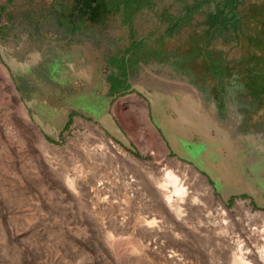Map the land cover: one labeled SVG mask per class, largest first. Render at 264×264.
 <instances>
[{"label":"rangeland","instance_id":"374dc122","mask_svg":"<svg viewBox=\"0 0 264 264\" xmlns=\"http://www.w3.org/2000/svg\"><path fill=\"white\" fill-rule=\"evenodd\" d=\"M12 1L15 20L27 12L87 13L126 54L136 45L139 78L153 64L159 76L181 80L185 91L205 92L207 100H222L219 65L230 77L260 51L249 40L251 6L264 0ZM24 99L0 64V264H264V189L256 170L263 160L242 138L234 137L244 159L241 182L249 186L242 191L255 197L226 202L203 172L168 148L135 93L111 108L137 153L78 114L56 142ZM255 107L248 121L264 133V95ZM170 171L187 189L184 197L168 199Z\"/></svg>","mask_w":264,"mask_h":264},{"label":"flooded vegetation","instance_id":"af4514ba","mask_svg":"<svg viewBox=\"0 0 264 264\" xmlns=\"http://www.w3.org/2000/svg\"><path fill=\"white\" fill-rule=\"evenodd\" d=\"M17 35L15 33L13 39L14 51L11 54L20 57L19 60L24 61L26 60V51L23 52V49L20 48V41L15 43ZM258 49L260 50L258 55L252 56L247 62L235 65L230 77L227 76L229 68L219 65L216 71V73L219 71L217 80H225V84L218 88L222 96L220 101L217 99L207 100L205 92L201 97H198L185 91L184 83L181 80L177 81L172 77L159 76L155 72L156 68L153 67V64H147L145 77L139 78L143 61L141 57L136 56V50H132L130 56L126 55L121 59L119 56L114 55L111 49L109 54L106 53L103 58H100L103 64L102 70L100 74H95L93 82L100 83L101 89L99 92L93 91L94 93L87 91L85 88L82 90L62 88V81L68 83L67 77L78 78L76 71L72 70L70 61L64 60L63 57L58 55H53V58L41 64L35 63L28 69H15V73L8 68V72L22 97L26 99L37 98L39 100L38 104H34L31 108L27 107L28 111L31 114L37 113L46 123H51L57 127L60 125L68 126L69 119H72L74 114L96 122L94 118L100 117L108 111L109 106L112 107L118 98L135 93L138 98L145 102L149 123L156 128L168 148L175 155L191 162L208 177L214 188L221 192L223 185L217 184L191 160L192 158L196 159L197 154L194 151V143L198 140L194 138L188 142L184 138H179L177 146L180 153L190 155V157H183L171 149L160 128V124L165 123L164 120L168 116L176 117L172 107L175 105L181 106L182 99L191 94L194 100H201L204 110L209 113L219 128L228 131L233 138H242L244 143L257 150L263 160L260 165L256 166L258 175L261 177L258 178L257 186L264 189V133L256 134L258 123L250 124V121H248L249 117L258 112L255 106L258 105L261 96L264 95V43L263 48L258 47ZM153 57V55H150L148 59L151 60ZM63 71L66 72L63 74ZM62 76L65 77L63 80H61ZM137 87L142 88L145 92H139ZM131 88L132 90L129 91ZM42 101H46V103ZM227 107L229 109L225 111ZM228 118L233 120L234 126L224 125ZM115 119L118 122L116 117ZM198 149L201 152L203 151L201 146H198ZM198 163L203 164L201 161H198ZM232 187L238 190L249 188L244 182H238ZM252 201L258 204L254 198H252Z\"/></svg>","mask_w":264,"mask_h":264},{"label":"crops","instance_id":"0c3cea01","mask_svg":"<svg viewBox=\"0 0 264 264\" xmlns=\"http://www.w3.org/2000/svg\"><path fill=\"white\" fill-rule=\"evenodd\" d=\"M0 6L5 8L0 13L1 43L14 49L13 39L17 33L16 40L20 41V48L23 52L26 51L28 61L41 64L53 58V55L70 61L72 70L76 71L78 79L67 77L68 83L62 81L63 89L82 90L85 88L92 93L99 92L100 83L93 81L95 74H100L102 70L103 64L100 58H103L106 53L109 54L112 49L114 55L123 59L126 55L130 56L131 52L137 48L132 44L133 48L126 54V49H122L104 36V26L100 21H89L90 16L78 9L65 14L61 10H54L50 14L44 11L33 14L21 13L15 20L14 1L0 0ZM0 64H4L1 57ZM6 69L8 72L7 67ZM64 78L62 76L61 80ZM114 112L117 113V107Z\"/></svg>","mask_w":264,"mask_h":264},{"label":"water","instance_id":"95a60500","mask_svg":"<svg viewBox=\"0 0 264 264\" xmlns=\"http://www.w3.org/2000/svg\"><path fill=\"white\" fill-rule=\"evenodd\" d=\"M14 49L8 48L0 41V57L5 66L15 73V69H28L34 63L19 60L13 56L11 52ZM132 88L129 90L131 91ZM141 93L145 92L142 88L137 87ZM150 96V94H148ZM161 96V95H159ZM165 96V95H163ZM192 102L182 103V107L173 106L176 117L168 116L164 122L160 124V128L169 143L171 149L183 157H190L189 154L180 153L178 149L179 138H184L188 142L196 138L198 141L194 143L196 159H191L198 168L205 171L212 180L217 184H222L221 190L224 201H228L231 195L240 196L243 194L253 195L249 191H242L236 189L233 192L225 193V188L232 187L234 184L241 182L243 178V166L239 165L243 162V157H239V149L231 134L218 127L214 119L204 110L201 100H194L193 96H187ZM46 103V101H42ZM27 107L31 108L34 104H38L37 98L24 99ZM35 123L41 128L43 133L47 136H54L56 142L61 141L60 136L64 131V126H55L51 123H46L37 113L32 114ZM94 120L98 122L101 127L124 148L137 153V148L132 142L128 134L121 127L115 119L111 106L109 110L103 113L100 117H95ZM198 146L202 147V152L199 151ZM201 161L203 164L198 163ZM210 168V169H209ZM255 197V196H254Z\"/></svg>","mask_w":264,"mask_h":264},{"label":"trees","instance_id":"16d2710c","mask_svg":"<svg viewBox=\"0 0 264 264\" xmlns=\"http://www.w3.org/2000/svg\"><path fill=\"white\" fill-rule=\"evenodd\" d=\"M252 17L255 20L254 34L249 37V40L259 48H263L264 43V2L255 3L251 6ZM236 16H233L235 19ZM214 24V23H213ZM216 25V24H214ZM213 30V28L211 29Z\"/></svg>","mask_w":264,"mask_h":264},{"label":"bare ground","instance_id":"6f19581e","mask_svg":"<svg viewBox=\"0 0 264 264\" xmlns=\"http://www.w3.org/2000/svg\"><path fill=\"white\" fill-rule=\"evenodd\" d=\"M192 102L191 99H189L188 97L182 99V103L185 105L186 103ZM178 106V105H176ZM183 105L181 104L182 107ZM102 147V146H101ZM107 150V149H106ZM168 177L170 179V181L172 182V184L174 185V189H173V193L172 194H167L168 199L171 200L173 198V196L175 195H183L182 197H184V195L187 193V189L185 188L184 185H182V183H180L179 181V177L177 175H175L173 172H168ZM187 195V194H186ZM177 205V204H174ZM178 209L181 208V206L178 204ZM244 259V257H243ZM245 260V259H244ZM246 264H251V262L249 261H245Z\"/></svg>","mask_w":264,"mask_h":264}]
</instances>
